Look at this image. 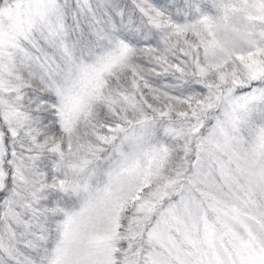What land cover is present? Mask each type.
Segmentation results:
<instances>
[{
	"label": "snow or ice",
	"instance_id": "obj_1",
	"mask_svg": "<svg viewBox=\"0 0 264 264\" xmlns=\"http://www.w3.org/2000/svg\"><path fill=\"white\" fill-rule=\"evenodd\" d=\"M0 264H264V0H0Z\"/></svg>",
	"mask_w": 264,
	"mask_h": 264
}]
</instances>
